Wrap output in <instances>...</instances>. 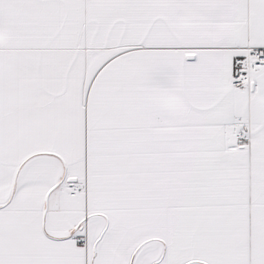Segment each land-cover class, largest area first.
Returning <instances> with one entry per match:
<instances>
[{
	"label": "snow or ice",
	"instance_id": "6c2138e0",
	"mask_svg": "<svg viewBox=\"0 0 264 264\" xmlns=\"http://www.w3.org/2000/svg\"><path fill=\"white\" fill-rule=\"evenodd\" d=\"M0 264H264V0H0Z\"/></svg>",
	"mask_w": 264,
	"mask_h": 264
}]
</instances>
